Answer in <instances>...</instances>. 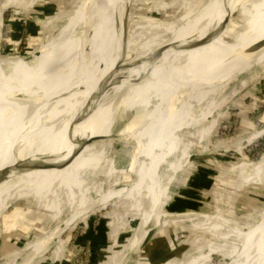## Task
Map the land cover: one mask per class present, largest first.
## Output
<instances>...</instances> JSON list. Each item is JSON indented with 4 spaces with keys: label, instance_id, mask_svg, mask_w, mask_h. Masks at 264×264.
<instances>
[{
    "label": "rangeland",
    "instance_id": "obj_1",
    "mask_svg": "<svg viewBox=\"0 0 264 264\" xmlns=\"http://www.w3.org/2000/svg\"><path fill=\"white\" fill-rule=\"evenodd\" d=\"M19 1L0 0L2 71L10 58H35L41 43L81 7L83 0ZM126 2L119 0L115 5L125 43L119 40L122 32L116 38L114 6L108 21L110 29L100 33L104 40L97 45L96 55L91 56L95 61H100L96 57L99 55L105 64L127 67L113 69L109 90L102 98L121 86L146 54L173 36L176 26L200 15L207 0H131L125 9ZM240 12L239 7L227 12L231 14L229 22L239 19ZM97 29L91 25L61 54L67 53L69 59L79 57L96 38ZM224 80L223 91L209 109L200 113L199 107L192 105L195 107L190 119L180 114L174 121L163 114L157 116L154 129L172 127L169 138H149L153 146L146 149L148 154L174 152L161 163L146 157L132 161L130 149L143 150L145 127L133 136L111 130L86 138L68 157L65 144H59L60 150L53 144L41 153H35L38 140L24 144L18 155L5 160L0 169V175L7 174L6 182L0 184V264H20L24 254L41 246L31 264H112L113 254L131 238L133 254L143 219L146 235L155 230L149 244L152 241L155 246L156 238L162 236L167 241L160 239L165 247L153 257L146 253L151 245H146L139 264H264V253L259 255L254 249L241 254V240L228 235L257 225L264 216V68L252 67L237 78L232 75ZM4 83L12 86L9 79ZM179 105V112L190 106L181 101ZM132 119V114L120 119L116 130ZM192 155H208L210 159L190 164ZM160 176L163 180L153 193L155 201L147 191L130 189L138 183H152ZM124 187L132 191L100 202L101 196ZM85 203L89 206L86 215L58 238L42 245L54 227ZM166 213L184 219L171 217L164 223ZM203 215L219 216L221 223L207 224ZM210 227L216 231L225 228L226 232L222 230L214 237L207 233ZM126 259L123 264L129 263L130 258Z\"/></svg>",
    "mask_w": 264,
    "mask_h": 264
},
{
    "label": "bare ground",
    "instance_id": "obj_2",
    "mask_svg": "<svg viewBox=\"0 0 264 264\" xmlns=\"http://www.w3.org/2000/svg\"><path fill=\"white\" fill-rule=\"evenodd\" d=\"M219 1L207 0L205 9L200 15L189 23L185 21L182 26H176L173 36L171 34V37L169 36L160 46V48H167L179 44L182 50L187 51L174 53L168 50L161 59H156L155 65L146 64L131 70L128 74L130 78L125 82L122 79L124 83L121 86L114 88L111 94L93 103H89V98L93 99L92 96L95 97V93L107 87L110 73L114 68L118 69L122 66L114 65V63L105 64L99 55L96 57L100 61L91 59L93 54L96 55L97 45L104 40V35L100 33H107L110 29L108 21H110L113 7L119 3V0H83L81 7L70 14L65 23L58 26V30L41 43L35 58L26 56L10 58L3 71L0 62V122L2 121L0 123V169L5 165V160L17 156L24 144L34 140L39 142L36 144L35 153L44 152L53 144H65L68 157V154L86 138L111 130L124 131L126 135L133 136L139 129H143L142 127H145V141L141 143L143 150L130 149L133 162H136L139 157H146L161 163L166 157L173 155L174 152L170 151L158 155H150L146 151L153 146L150 143L153 140L149 138L170 137L168 130L172 127L169 125L154 129L153 122L158 115L168 116L171 121H174L175 116L179 114L190 119L192 108L195 107L192 105H197L200 113L213 105L216 95L223 89L221 85L227 81L224 79L232 75H236L237 78L252 67L264 68V42H262L264 40V30H262L264 0H234L232 2L228 0L229 13L238 7L241 11L239 19L234 22H229L231 14L227 15L225 12L213 16L215 8H219ZM130 3L131 0H127L124 8L126 9ZM114 12V22L116 21L117 24L116 38H120L122 32V38L119 40L123 44L126 40L119 23L118 6H115ZM91 25H96L98 28L96 38L84 53L75 59H69L67 53L63 56L61 54L63 50ZM236 29L238 34L233 38L230 36V42L226 43L222 40ZM220 32L222 33L218 35ZM63 42L64 45L59 47ZM143 53L140 54L143 55ZM207 54L212 56L205 57ZM187 60L190 63H186ZM4 79H9L12 86L8 83L1 84ZM220 80L223 82L218 84L217 81ZM180 101L190 106H186L187 108L179 112ZM131 114L133 119L127 126L116 130V123ZM212 124L215 125L216 121ZM60 145L57 146V150H60ZM149 166L146 170L150 169ZM161 180L163 178L160 176V179L156 178L152 183L147 185L138 183L130 189L147 191L152 196ZM126 188L101 196L100 202L132 191ZM155 197L157 199L155 195L151 197L152 201H155ZM88 203L70 212V216L63 220L62 224L48 233L42 245L58 238L80 220L81 216L86 215L89 211ZM1 211L0 205V225ZM164 216V223L171 217L177 220L184 219L178 214L166 213ZM203 219L207 220V224L217 223V221L218 224L221 223V218L216 215H203ZM222 230L226 232L225 228ZM222 230L216 231V228L210 227L207 228V233L215 237ZM152 231L153 229L146 235V222L143 219L140 223L136 247L128 264H139L142 253L147 251L144 249L149 244ZM228 235L241 240V254L256 249L258 254L262 255L264 253V216L257 225L233 231ZM41 247L29 250L22 256V262L19 263L31 264L40 253Z\"/></svg>",
    "mask_w": 264,
    "mask_h": 264
},
{
    "label": "water",
    "instance_id": "obj_3",
    "mask_svg": "<svg viewBox=\"0 0 264 264\" xmlns=\"http://www.w3.org/2000/svg\"><path fill=\"white\" fill-rule=\"evenodd\" d=\"M221 1V2H220ZM219 2H218V5H219V8H215V11H214V13H213V16L215 17V15H219V13L220 12H225L226 14H227V12H229V10H230V8H229V5H228V0H220ZM232 1H234V0H231V1H229V2H232ZM262 30H264V28H262ZM261 30V31H262ZM222 32H220L218 35H220ZM238 34V31L236 32V33H234V34H230L229 36H227V37H225V38H223L222 40H224V42H226V43H228V42H230V40H231V37L233 38L235 35H237ZM217 35V36H218ZM216 36V37H217ZM231 36V37H230ZM220 37V36H219ZM262 42H264V40H262ZM202 47V46H201ZM168 50H170L171 52H174V53H179V52H184V51H187V50H182L181 49V46L179 45V44H176V45H173V46H170V47H167V48H164V47H162V48H160V49H156L154 52H152V53H150V54H146L145 55V60L144 61H142V62H140L139 64H138V66H134L133 68H132V70H135L136 68H138L139 66L140 67H142V66H144V65H146V64H151V65H155V63H156V59H161L162 57H163V54H165L166 52H168ZM209 54H211V53H209ZM209 54H207V55H205V57H207ZM148 55V56H147ZM141 56V55H140ZM210 56H212V55H210ZM210 56H208V57H210ZM187 62H189L188 60L186 61V63ZM190 63V62H189ZM121 70L122 69H126L127 67L126 66H120L119 67ZM118 68V69H119ZM131 71V70H130ZM129 78V76H126V78L125 79H128ZM109 88V85L107 86V87H105L104 89H101L98 93H95L96 95H95V97L94 96H92L93 97V99L92 98H89V103H93V102H95V101H98V100H100L101 98H102V94H103V92H107V90H109L108 89ZM208 159H210V156H201V155H192V156H190V158H189V163L190 164H192L193 162H195V161H198V160H208ZM45 169H47L46 167L43 169V170H45ZM6 179H5V176L3 175V174H1L0 175V184L3 182V181H5ZM155 232V230H153L151 233H150V235H153V233Z\"/></svg>",
    "mask_w": 264,
    "mask_h": 264
},
{
    "label": "crops",
    "instance_id": "obj_4",
    "mask_svg": "<svg viewBox=\"0 0 264 264\" xmlns=\"http://www.w3.org/2000/svg\"><path fill=\"white\" fill-rule=\"evenodd\" d=\"M162 239H164V240H162L163 242H165V241H167L165 238H164V236H162L161 238H156V245L155 246H152V241H151V243L149 244V245H151L150 246V255H151V257H153V254L154 253H156L159 249H162L163 247H165V246H163V244H162V242H161V240ZM134 242H133V238H131L130 239V242H128V243H126V246L125 247H123V249L120 251V252H118V253H114L113 255V257H112V264H123L124 263V259H128V258H130L131 259V257L133 256V255H130V252L132 251V244H133ZM116 244H114V246H115ZM147 249V248H146ZM114 250V249H113ZM58 257H56L55 258V260L57 259ZM119 258V260H117L116 261V259H118ZM63 259L64 258H62V260L61 261H63ZM126 259V260H127Z\"/></svg>",
    "mask_w": 264,
    "mask_h": 264
},
{
    "label": "trees",
    "instance_id": "obj_5",
    "mask_svg": "<svg viewBox=\"0 0 264 264\" xmlns=\"http://www.w3.org/2000/svg\"><path fill=\"white\" fill-rule=\"evenodd\" d=\"M13 25L15 26V24H13ZM261 149H263V147Z\"/></svg>",
    "mask_w": 264,
    "mask_h": 264
}]
</instances>
